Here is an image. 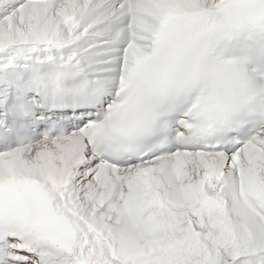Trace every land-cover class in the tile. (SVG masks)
Instances as JSON below:
<instances>
[{"label": "snow or ice", "instance_id": "obj_1", "mask_svg": "<svg viewBox=\"0 0 264 264\" xmlns=\"http://www.w3.org/2000/svg\"><path fill=\"white\" fill-rule=\"evenodd\" d=\"M0 264H264V0H0Z\"/></svg>", "mask_w": 264, "mask_h": 264}]
</instances>
